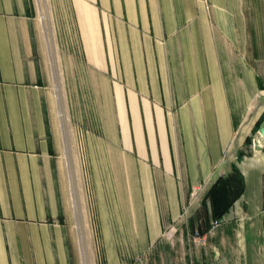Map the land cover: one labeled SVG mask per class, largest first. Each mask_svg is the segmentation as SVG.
<instances>
[{"label":"crops","instance_id":"crops-1","mask_svg":"<svg viewBox=\"0 0 264 264\" xmlns=\"http://www.w3.org/2000/svg\"><path fill=\"white\" fill-rule=\"evenodd\" d=\"M67 5L103 264H264V0ZM38 12L0 0V264H83Z\"/></svg>","mask_w":264,"mask_h":264},{"label":"rangeland","instance_id":"rangeland-1","mask_svg":"<svg viewBox=\"0 0 264 264\" xmlns=\"http://www.w3.org/2000/svg\"><path fill=\"white\" fill-rule=\"evenodd\" d=\"M67 1L68 0H47L46 3L45 0H42L44 5H46V12H47V18L44 21L47 20V22L45 23L47 25L46 28L48 29V34L51 32L49 34V36H51L49 39L46 38V34L44 31V26H42L43 25L42 22H41V28H42L43 38L49 54L50 68L52 69L51 75L53 76L52 85L55 91V95L57 96V101H58L57 103L60 110V116L62 118V121H65L66 125L68 126L70 139L72 143V150L73 153L76 155L75 158L73 155H70L69 150H67V157L65 158H67V166H68L67 168H68L69 180L73 194V202L76 195H78L77 197L79 198L80 201V213L82 220L81 219L78 220V213H77L78 211H76L77 224L81 220L80 222L82 223L83 229L85 231L84 237L86 239V247L88 248V253L90 254V259L92 264H103L100 236L96 234L97 220L95 217L96 210H95V199H94L95 195L93 193V181L91 178V173L88 170V162L86 156L83 150L81 149L82 148L80 145L81 143H79L75 138V128L71 120L72 114L70 108L71 105L70 93L75 87L73 85V79L70 74L71 73L70 69L73 65V61L69 58L68 53L66 51V45L65 43L64 44L62 43L63 42L62 39H66L67 41H72L74 40L75 37L73 36V30L71 27L72 23L70 20V13L68 11ZM47 7H48V11H47ZM39 15H40V9L38 12V16ZM57 39L60 40L59 43H57ZM56 52H58V70H57V59L55 54ZM87 100L89 101V99ZM101 180H102V186L105 189L107 195H112L115 199L116 193L113 182L111 180L110 173L108 178L105 171H102ZM192 193L194 195V198L197 200V201L194 200L195 202L193 203L192 207L200 208L202 206L200 199L198 201V198H200L201 196L200 191L197 188L196 189L193 188ZM190 212L191 211H189V213ZM200 212L201 211H199V213ZM189 213L186 216H184V219L180 223L184 221L183 224H187L189 220L188 219ZM84 217L86 221L84 220ZM180 223L179 226L182 225ZM87 226L89 227L88 231H87L88 228ZM212 227L213 225H211V228ZM88 232L90 233L92 232V236H89ZM211 233L212 232H210L209 235H213ZM79 237H80V232H79ZM195 237L197 239V243L198 242L204 243V240L200 237L199 234H196ZM91 245L92 248L94 249V252L92 251ZM146 254L148 255V253Z\"/></svg>","mask_w":264,"mask_h":264},{"label":"bare ground","instance_id":"bare-ground-1","mask_svg":"<svg viewBox=\"0 0 264 264\" xmlns=\"http://www.w3.org/2000/svg\"><path fill=\"white\" fill-rule=\"evenodd\" d=\"M37 3H38V6H39V9H40V21L43 24L42 26H44V31H45V34H46V38L49 39L51 37V36H49V34L51 32L48 34V29L46 28L47 25L45 23V22H47V20L44 21L47 18L46 5H44L42 0H37ZM63 122L65 123V121H63ZM77 196L78 195H76V197L74 196L76 198V199L74 198V205H75L76 211H78L77 213H78V220H79V219H81V213H80V201H79V198ZM80 221L78 222V229H79V232H80V244H81V250H82V256H83V263L84 264H92L91 259H90V254L88 253V248L86 247V239L84 237V235H85L84 232L85 231H84L82 223Z\"/></svg>","mask_w":264,"mask_h":264},{"label":"built area","instance_id":"built-area-1","mask_svg":"<svg viewBox=\"0 0 264 264\" xmlns=\"http://www.w3.org/2000/svg\"><path fill=\"white\" fill-rule=\"evenodd\" d=\"M212 225H213V229H215V228H217L218 226H220L221 225V221L220 220H216V221H214L213 223H212Z\"/></svg>","mask_w":264,"mask_h":264},{"label":"water","instance_id":"water-1","mask_svg":"<svg viewBox=\"0 0 264 264\" xmlns=\"http://www.w3.org/2000/svg\"><path fill=\"white\" fill-rule=\"evenodd\" d=\"M261 134H262V136L264 137V121H263V123H262Z\"/></svg>","mask_w":264,"mask_h":264},{"label":"trees","instance_id":"trees-1","mask_svg":"<svg viewBox=\"0 0 264 264\" xmlns=\"http://www.w3.org/2000/svg\"><path fill=\"white\" fill-rule=\"evenodd\" d=\"M210 194H211V191H210Z\"/></svg>","mask_w":264,"mask_h":264}]
</instances>
